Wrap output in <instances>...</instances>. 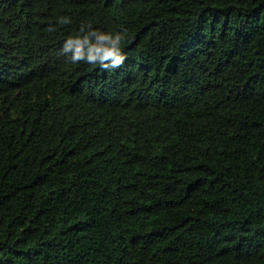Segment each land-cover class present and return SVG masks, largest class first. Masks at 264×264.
I'll return each mask as SVG.
<instances>
[{
  "label": "trees",
  "instance_id": "16d2710c",
  "mask_svg": "<svg viewBox=\"0 0 264 264\" xmlns=\"http://www.w3.org/2000/svg\"><path fill=\"white\" fill-rule=\"evenodd\" d=\"M0 264H264V0H0Z\"/></svg>",
  "mask_w": 264,
  "mask_h": 264
},
{
  "label": "clouds",
  "instance_id": "9594fccd",
  "mask_svg": "<svg viewBox=\"0 0 264 264\" xmlns=\"http://www.w3.org/2000/svg\"><path fill=\"white\" fill-rule=\"evenodd\" d=\"M59 25H68L71 19L58 18ZM56 29L49 27L48 31ZM80 34L69 37L63 44L60 54L66 55L72 64L87 63L98 66L101 70L112 71L125 63L127 56L122 50L124 35L119 31L103 32L93 29L91 25L81 26Z\"/></svg>",
  "mask_w": 264,
  "mask_h": 264
}]
</instances>
